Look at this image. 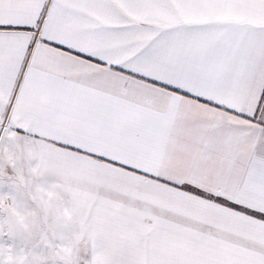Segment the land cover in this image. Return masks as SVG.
Wrapping results in <instances>:
<instances>
[{
    "label": "snow or ice",
    "instance_id": "obj_1",
    "mask_svg": "<svg viewBox=\"0 0 264 264\" xmlns=\"http://www.w3.org/2000/svg\"><path fill=\"white\" fill-rule=\"evenodd\" d=\"M0 264H264V0H0Z\"/></svg>",
    "mask_w": 264,
    "mask_h": 264
}]
</instances>
